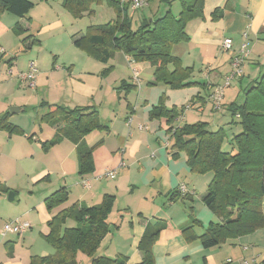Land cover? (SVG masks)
Listing matches in <instances>:
<instances>
[{
	"label": "crops",
	"instance_id": "obj_1",
	"mask_svg": "<svg viewBox=\"0 0 264 264\" xmlns=\"http://www.w3.org/2000/svg\"><path fill=\"white\" fill-rule=\"evenodd\" d=\"M30 1L35 6L25 18H17L8 12L0 15V118L10 113L11 108L22 110L17 114L26 110V104H23L26 97L21 96L23 84L17 78L23 72L18 54H31L32 62L35 61L38 68L36 87H31V91L36 92L43 75V86L49 91L48 98L40 101L39 106L46 107L47 113L39 121L49 126L51 131L47 132L50 135L54 133V136L44 140L42 134L28 135L25 128L11 122L16 115L11 113L9 123L20 127L23 133L11 134L0 128V173L4 174L3 158L18 164L21 160L36 163L37 157V162L43 166H37L39 170L31 177L26 176L24 182L31 184L32 190L25 195L7 181L0 183V219L3 221L0 225V264H34L36 259L49 256H54L58 264L64 261L68 264L69 255L57 252L47 240L51 233L48 223L58 212L75 204L79 207L98 206L107 194L113 195L115 201L108 219L110 232L102 241L97 257L140 264L145 255L139 244L147 227L163 223L166 228L160 232L153 246L155 264H261L264 261V229L210 249H205L197 237H184L181 230L193 226L190 214L200 223L194 227L197 236L215 221L214 214L203 202L213 175L193 173L184 152L173 156L170 151L174 143L173 132H170L172 125L168 118L152 119L150 114L163 97L164 105L169 109L194 102L192 109L188 108L174 121L175 127L192 124L187 119L192 113L189 110L194 108H198L202 115L208 111L216 112L211 96L231 71L232 58L242 51L245 44H248V56L244 76L237 82L245 91L260 79L264 70V0L205 1L204 15L187 25L190 40L175 45L173 55L181 59L184 67L192 68L194 74L200 75L193 80L206 82L207 86L181 90L155 84L154 68L135 63L121 52L106 64L87 55L74 45V39L83 37L86 31L75 24L77 19L63 8L62 0ZM157 1L154 12L142 13L143 20L152 19L162 11L164 13L169 6L166 0ZM122 2L129 3V0ZM149 5L150 0H147ZM218 9L221 15L215 20L213 14ZM67 14L73 18L71 22L67 20ZM17 28H20V33ZM66 31L72 46L67 47V55L59 49L61 42L58 40ZM26 37L30 40L23 43ZM51 37L57 40L50 46L45 45ZM227 38L233 41L230 52L222 49ZM245 81L248 84L244 88ZM226 92L222 108L230 113L229 107L234 100H230L231 95ZM227 95L229 102H225ZM50 105L53 106L51 111ZM56 106L95 108L103 126L108 128L93 131L83 139L86 144L91 135L95 136L91 146L84 145L93 149L92 174L83 177L79 174V151L67 138L60 139L49 149L43 148L42 143L55 140L65 126L64 121L52 125L43 120L45 115L55 111ZM230 119L233 122L232 117ZM40 131L42 133V127ZM19 143L22 144L21 156L16 153ZM12 145H16L15 153ZM26 149L33 151L26 152ZM50 154L54 162H42L43 156ZM122 164L125 166L121 167ZM114 169L118 172L116 179L104 176ZM36 187L38 191H35ZM62 187L69 190V201L53 211L48 210L45 199ZM9 192L14 194L12 202L7 201ZM173 192L182 198L171 202ZM197 198L201 200V206ZM179 202L186 206L190 204V212L180 216L181 209L176 205ZM17 219L29 225L26 233L3 237L5 221ZM71 222L74 224L70 225ZM76 226L77 223L69 219L64 228ZM76 264H91V258L78 253Z\"/></svg>",
	"mask_w": 264,
	"mask_h": 264
},
{
	"label": "trees",
	"instance_id": "obj_2",
	"mask_svg": "<svg viewBox=\"0 0 264 264\" xmlns=\"http://www.w3.org/2000/svg\"><path fill=\"white\" fill-rule=\"evenodd\" d=\"M102 1L62 0V6L78 19L92 14V5ZM205 1L180 0L181 10L175 14L171 9L173 1L166 0L169 6L164 13L144 20L134 30L133 16L129 15L130 4L122 0H108L116 13L115 21L107 25L89 26L83 37L77 39L73 36L74 45L104 64L118 52L135 63L146 64L154 68L155 84H162L174 90L206 88V82L193 80L194 70L184 67L181 59L173 55L175 45L190 40L187 25L191 20L204 15ZM34 6L30 0H0V15L8 12L17 18H25ZM219 14L221 15V10L218 9L213 14L215 20ZM16 31L21 32L20 28ZM29 40L30 37H26L22 42L27 43ZM164 104L163 97L159 104L153 107L150 116L152 119L168 118L172 125L170 132H173L174 138L170 147L173 156L184 152L187 165L193 173L213 175L203 202L217 220L212 221L205 232L197 236L194 227L200 223L190 214L193 226L181 230L184 237H197L205 249H210L264 229V70L260 79L245 90L243 104L233 103L229 107L233 122L237 115L240 116L238 125L242 129L232 140V147H237L236 154L224 151L226 132L223 128L214 131L208 123L201 121L182 127L173 126L174 121L182 117L188 108H192L194 102L189 106L171 109ZM52 108L50 105V111ZM9 117L10 113H7L0 118V128L11 134H22L20 127L9 123ZM43 120L52 125L65 122L61 135L53 141L42 143L43 148L49 149L60 139L67 138L79 151V174L82 177L92 174L93 149L85 147L83 139L93 131L108 129L103 126L98 111L92 107L67 109L56 106L55 111L45 115ZM69 195L66 187L51 194L45 199L48 210L53 211L63 206L69 201ZM180 198L181 195L176 192L170 195L171 202ZM183 198L185 199L186 195ZM114 201L115 197L107 194L98 206L79 207L75 204L58 212L48 223L51 233L47 240L57 252L69 255L68 264H76L78 253L90 257L91 264H125L123 259L111 260L96 256L102 241L110 232L108 219ZM69 219L77 223L75 228H64ZM165 228L163 223L147 227L139 244V249L145 255L140 264H155L153 246ZM33 263L58 264L54 256L36 259ZM261 264H264V261Z\"/></svg>",
	"mask_w": 264,
	"mask_h": 264
},
{
	"label": "rangeland",
	"instance_id": "obj_3",
	"mask_svg": "<svg viewBox=\"0 0 264 264\" xmlns=\"http://www.w3.org/2000/svg\"><path fill=\"white\" fill-rule=\"evenodd\" d=\"M190 2H193V0H188ZM158 5V1L157 0H150V5L137 11V12H132L129 11V15L131 16L132 14L134 15V18L132 19L133 22V29L136 30L144 21L141 17L142 13L148 15L149 12H154L156 10V7ZM93 13L89 14V15H85L82 18H78L77 20H75V24L77 26H79V28H81L84 32L86 31V29L89 26H93V25H107L110 22H114L116 19V13L114 11V9L112 8V6L110 5V3L108 2V0H103L101 3L98 4H93L91 7ZM171 9L175 14H178L181 10V6L178 0L173 1L172 5H171ZM144 11V12H143ZM160 13H163L160 12ZM161 15V14H160ZM157 15V16H160ZM148 19H150L148 17ZM67 20L69 22H71L73 20V18L67 14ZM64 24L66 26H68V22L66 23L64 21ZM68 27H66L67 29ZM56 38L51 37L48 39L47 43L45 42V45L50 46L52 44V42L55 40ZM57 40V39H56ZM58 40H60L61 44L59 49L65 54L67 55V53L69 52V49L67 48L68 46H70V48H72L70 40L68 38V34L67 31L64 32L61 35V38H59ZM18 60H19V65L22 66V73H27L28 71H26L27 69V65L29 63H31L34 58L31 54H26L23 52H20L18 54ZM35 62V61H34ZM247 69H249V67L247 66ZM250 73V71L248 72ZM21 74V73H20ZM19 74V75H20ZM17 78L22 82L23 86V90L24 93L21 94V96L26 97V100L24 101L26 104V110L25 112L21 113V114H16L14 115L13 119H12V123H14L15 125L21 126L23 128H25V130H27L28 135L33 136L34 133H36L37 135L35 136H40V134H42V138L45 140H50L53 138L54 133H52L51 135L49 134V132L47 131H51V128L49 126H47L46 124H42L40 120L41 116H43V114L47 113V108L46 107H40V101H42L43 99H47V94H48V88H45L43 86L44 79H45V75L42 76L38 88L36 90V92H32L31 91V87L29 86L28 82H24L22 81L19 76H17ZM194 78H200V75L198 73L194 74ZM224 82V81H223ZM239 82L235 81L229 88L225 89L227 92L226 94H230V100H234L233 103H238V104H243V102L245 101V91L242 90L238 84ZM38 84V83H37ZM223 84V83H222ZM247 81H245L244 84V88L247 87ZM228 95L225 99V102H229L228 101ZM197 105V104H196ZM192 109V108H191ZM223 109V110H222ZM221 110H219L218 112H207L204 115H202L201 113H199V109L198 108H194V110H189L192 111V113L190 112L188 114V118L187 122L190 123H194L197 121H201V122H207L209 123L210 129L216 131L219 128H223L226 132V138L224 140L223 143V148L224 151H229L232 154H236L237 153V147H232V140L235 137V135L240 134L242 132V129L239 125H237L238 119H236L233 122H231V115L229 112H226L225 107H223ZM186 113V112H185ZM218 115V116H216ZM39 117V119H38ZM219 118V120L216 119ZM34 122H36V124H34ZM229 123V124H228ZM43 129L42 133L40 131V129ZM86 139V138H85ZM95 140V136H90L89 140L87 139V145L91 146L90 144H92V142ZM85 144V145H86ZM21 143L17 144V151L16 153H18L21 156V152L20 150H22L21 148ZM15 147L16 145H12V152L15 153ZM6 149H7V145H6ZM33 149H26V152H32ZM52 154H50V156L45 155L42 158V162H47L50 163L51 161H53L52 159ZM2 162L5 163L4 164V174L0 173V183L5 184V182L7 181L8 184L10 186H13L14 188H17L16 190L18 191H22V195H25L28 193V191L32 190L31 189V184L29 183H25V179L26 176L28 175L29 177H31L32 173L35 174L37 173L36 171L39 170V168H42L43 166L37 162V157H36V163L31 162L29 160H21L18 164L16 163H12L7 161L5 158L2 159ZM54 162V161H53ZM38 166V167H37ZM20 188V189H19ZM38 188L36 187L35 191ZM1 192V191H0ZM12 192H9V194ZM9 196V195H8ZM198 199V198H197ZM7 201L8 198H7ZM199 200L198 199V205L199 204ZM6 202V205H8ZM181 210L180 216H184V214L189 213L190 212V204L183 205V203L179 202L176 204ZM201 206V205H200ZM179 216V215H178ZM215 220H217V217L214 215ZM2 219H0V225H3V221H1ZM6 223L10 222V221H5ZM4 222V223H5ZM5 223V224H6ZM74 224L73 222L70 223V225ZM2 239V238H1Z\"/></svg>",
	"mask_w": 264,
	"mask_h": 264
},
{
	"label": "built area",
	"instance_id": "obj_4",
	"mask_svg": "<svg viewBox=\"0 0 264 264\" xmlns=\"http://www.w3.org/2000/svg\"><path fill=\"white\" fill-rule=\"evenodd\" d=\"M126 1V0H125ZM127 3V2H125ZM130 9L135 12L147 5V0H129ZM222 49L225 52H230L233 49V41L230 38H227L223 41ZM248 56V44H245L242 48V51L237 54L231 60V71L226 75L223 84L218 86L215 90L214 96L211 98L213 101V108L215 111H219L222 108V101L224 97L225 89L229 88L235 81L240 80L244 76V64L245 60ZM38 68L35 62H31L29 64V70L27 73H21L19 78L24 81L28 82L30 87H36V74ZM12 71H9L11 74ZM138 79V77H136ZM237 119H240V116H236ZM143 128V127H142ZM125 164H122L121 167H124ZM118 172L116 169L109 170L104 175L106 178L116 179ZM183 192L186 189H182ZM29 229V225L27 223L21 222L18 219L15 221H11L5 224L2 232V236L5 237L8 234H16V235H23Z\"/></svg>",
	"mask_w": 264,
	"mask_h": 264
},
{
	"label": "water",
	"instance_id": "obj_5",
	"mask_svg": "<svg viewBox=\"0 0 264 264\" xmlns=\"http://www.w3.org/2000/svg\"><path fill=\"white\" fill-rule=\"evenodd\" d=\"M21 111H22V110H19L18 108H11V109H10V113H11V114H17V113H20ZM13 195H14L13 193H10V194H9V198H8V199H9L10 202H12L13 199H14V198H13Z\"/></svg>",
	"mask_w": 264,
	"mask_h": 264
}]
</instances>
